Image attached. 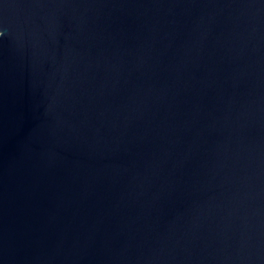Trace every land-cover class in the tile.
Instances as JSON below:
<instances>
[{
    "label": "water",
    "instance_id": "obj_1",
    "mask_svg": "<svg viewBox=\"0 0 264 264\" xmlns=\"http://www.w3.org/2000/svg\"><path fill=\"white\" fill-rule=\"evenodd\" d=\"M0 264H264V0H0Z\"/></svg>",
    "mask_w": 264,
    "mask_h": 264
},
{
    "label": "clouds",
    "instance_id": "obj_2",
    "mask_svg": "<svg viewBox=\"0 0 264 264\" xmlns=\"http://www.w3.org/2000/svg\"><path fill=\"white\" fill-rule=\"evenodd\" d=\"M3 35V33L2 32H0V36H2Z\"/></svg>",
    "mask_w": 264,
    "mask_h": 264
}]
</instances>
